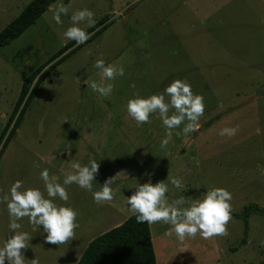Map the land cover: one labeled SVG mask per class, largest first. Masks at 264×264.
<instances>
[{"label": "rangeland", "instance_id": "obj_1", "mask_svg": "<svg viewBox=\"0 0 264 264\" xmlns=\"http://www.w3.org/2000/svg\"><path fill=\"white\" fill-rule=\"evenodd\" d=\"M30 1L0 0V30ZM60 2L70 5L69 14L56 25L49 8ZM50 6L0 46V136L24 78L68 42L62 32L71 12L91 9L93 25L110 16L99 34L77 48L72 45L59 56L74 49L63 61L55 66L51 61L40 71L44 75L20 124L9 139L5 141L7 133L0 138V194L17 179L43 191L42 168L62 180L70 159L86 163L89 155L101 159L93 190L106 177L118 179L113 200L102 205L93 202L90 192L69 185L68 203L79 211L74 239L57 247L32 233L26 259L75 264L91 239L132 215L126 196L150 173L153 183L183 179V191L169 185L170 199L184 195L191 202L212 186L232 194L226 236L205 240L197 235L180 244L174 235H164L168 225H149L156 264H181V258L183 264H264L259 243L264 240V215H249L245 243L243 220L234 216L248 204L264 208V0H55ZM101 57L125 70L124 76L106 81L114 84L108 97L89 86L100 80L92 63ZM177 78L204 97L205 112L198 133L173 135L162 147L164 128L158 116L137 127L125 105L134 93L162 92ZM225 126L238 127L237 134L218 136ZM7 224L0 204V245ZM22 224L31 231L26 217Z\"/></svg>", "mask_w": 264, "mask_h": 264}, {"label": "clouds", "instance_id": "obj_2", "mask_svg": "<svg viewBox=\"0 0 264 264\" xmlns=\"http://www.w3.org/2000/svg\"><path fill=\"white\" fill-rule=\"evenodd\" d=\"M69 8L70 5L62 2L57 3L54 8L50 6L52 22L56 25L63 24L62 17L68 16ZM94 15L86 7L72 11L69 16L70 24L63 30L62 38L73 41L74 47L85 44L92 35L86 29L95 23ZM92 67L98 70L100 80L93 81L90 88L101 97L110 96L114 84L106 81L124 76L123 66L106 63L101 57L93 61ZM130 87L134 88L135 85L130 84ZM205 107L204 97L194 93L187 80L179 78L173 79L162 92L147 96L134 93L125 105L127 115L135 121L137 127L149 123L153 115L158 116L164 128V137L160 141L162 147L168 144L173 135L198 133ZM237 131L236 126H225L219 129L217 135L231 138ZM100 160L95 155H89L86 163L70 159V171L62 180L58 173H50L48 168H42L39 178L43 182V191L39 187H26L22 180L17 179L6 192L0 194V204L4 205L8 215V231L0 245V264H40L37 257L28 260L24 254L30 248L32 233L40 234L44 243L57 247L74 239L75 230L80 226L79 211L68 203L69 185L75 184L90 192L96 205L113 200L116 191L113 185L117 182V175L106 177L102 184L99 183V189L93 190V182L99 174ZM143 175H148V180L144 183L137 181L134 191L126 196L128 211L135 215L137 223L168 225L164 235H174L180 244L186 238L194 239L197 235L207 240L228 234L227 225L232 218V194L226 188L209 187L189 202L184 195L169 198V185L178 191L184 190L181 177H169L167 183L164 180L153 183L150 173ZM25 217L31 231L23 229L22 221ZM259 243L264 247V240Z\"/></svg>", "mask_w": 264, "mask_h": 264}, {"label": "trees", "instance_id": "obj_3", "mask_svg": "<svg viewBox=\"0 0 264 264\" xmlns=\"http://www.w3.org/2000/svg\"><path fill=\"white\" fill-rule=\"evenodd\" d=\"M54 1L55 0H31L8 25L0 30V46L8 44L13 39L17 38L27 27L35 23L36 19L41 16ZM65 1L67 2L68 0ZM109 16L110 15L104 16L97 24L86 29L90 32L95 29L96 26L101 25V27L91 35V38L99 34L107 26L105 22L109 19ZM72 45H74V42L68 41L54 55L49 57L44 64L40 65L24 78L18 98L0 138L7 133L5 141L9 139L20 124L24 111L44 75L45 71L39 75L42 68L51 61H53L51 64L52 66L63 61L74 49H71L61 57L59 56ZM75 48H77V46ZM57 57L59 58L54 61ZM36 77L37 79L35 80ZM251 213L264 215V208L260 207L258 204H248L243 207L240 213H234V216L241 218L244 223V237L241 243L246 242L248 217ZM75 264H156L149 224L137 223L135 215L132 214L121 224L91 239Z\"/></svg>", "mask_w": 264, "mask_h": 264}]
</instances>
